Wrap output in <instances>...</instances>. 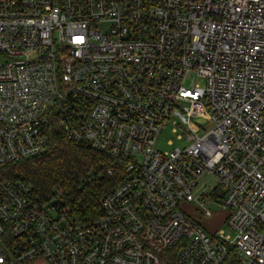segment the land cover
Masks as SVG:
<instances>
[{
  "label": "built area",
  "instance_id": "1",
  "mask_svg": "<svg viewBox=\"0 0 264 264\" xmlns=\"http://www.w3.org/2000/svg\"><path fill=\"white\" fill-rule=\"evenodd\" d=\"M179 118L193 142L158 150ZM59 133L119 171L99 217L5 175ZM204 175L231 233L183 209ZM0 240V264H264V0H0Z\"/></svg>",
  "mask_w": 264,
  "mask_h": 264
},
{
  "label": "trees",
  "instance_id": "2",
  "mask_svg": "<svg viewBox=\"0 0 264 264\" xmlns=\"http://www.w3.org/2000/svg\"><path fill=\"white\" fill-rule=\"evenodd\" d=\"M110 161L106 154L67 142L59 133L46 152L7 168L5 175L30 182L42 196L61 190L72 215L86 222L102 215L103 198L119 182V171L112 176L107 172ZM223 264L240 263L230 254Z\"/></svg>",
  "mask_w": 264,
  "mask_h": 264
},
{
  "label": "rangeland",
  "instance_id": "3",
  "mask_svg": "<svg viewBox=\"0 0 264 264\" xmlns=\"http://www.w3.org/2000/svg\"><path fill=\"white\" fill-rule=\"evenodd\" d=\"M187 86L192 84H197L199 87L205 86V79L197 74H191L186 79ZM187 120L184 118H179L177 121H170L162 131L157 142V149L162 152H172L177 148L184 149L188 147L193 141L188 137V133L184 130L186 129ZM193 128L199 136H202L207 130L210 129V123L208 122L205 125L198 124L193 122ZM218 185L217 181L209 176L204 175L200 180L199 192L205 193V198H202L205 203L203 207H199V203L188 202L183 204V209L190 214L192 217L197 218L202 225L209 231L224 229L227 233H231L229 228L223 224V221L226 217L227 210L222 207L217 201L220 198H214L210 193L214 187ZM209 197L210 199H207ZM201 209L212 210L214 214L210 217L205 216ZM234 238V234H231ZM1 243V240H0ZM164 264H168L169 259L166 256H163ZM25 264H50L44 258H38L33 261L27 262Z\"/></svg>",
  "mask_w": 264,
  "mask_h": 264
}]
</instances>
